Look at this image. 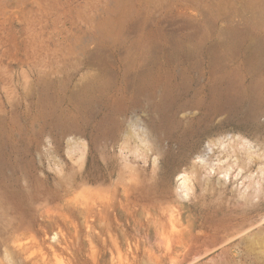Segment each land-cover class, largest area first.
Listing matches in <instances>:
<instances>
[{
    "label": "rangeland",
    "instance_id": "obj_1",
    "mask_svg": "<svg viewBox=\"0 0 264 264\" xmlns=\"http://www.w3.org/2000/svg\"><path fill=\"white\" fill-rule=\"evenodd\" d=\"M234 134L264 151V0H0V264L21 262L19 241L66 259L85 177L179 204L181 227L207 231L183 264H264V243L241 232L264 195L245 199L240 180L219 188L214 174L181 198L172 172Z\"/></svg>",
    "mask_w": 264,
    "mask_h": 264
},
{
    "label": "bare ground",
    "instance_id": "obj_2",
    "mask_svg": "<svg viewBox=\"0 0 264 264\" xmlns=\"http://www.w3.org/2000/svg\"><path fill=\"white\" fill-rule=\"evenodd\" d=\"M149 133V130L142 128L140 139L144 145H148L146 138ZM255 146L253 141L240 134L210 138L206 147L195 154L190 165L180 164L172 169L173 174L177 175L178 195L189 198L199 186L206 189L213 182L211 177L214 174L221 175L219 188L226 187L232 179L240 180L237 195L245 199L264 195V151L260 147L255 149ZM85 153L83 144L79 155L81 167L87 164ZM160 155V152L153 153V165H159ZM122 180L114 181L110 186L95 177L81 179L74 191L77 193L75 201L84 210V221L80 224L72 219L74 235L62 246L69 252L66 259H63L61 252L56 253L54 246L48 250L41 249L39 255H34L26 251L25 242L19 241L14 244V248L21 251L19 264H75L78 255L84 256L82 264H100L101 255L107 249L110 252V264H149V260L158 264L165 259L170 264H183L198 259V255H194L188 260V249L206 235L205 228L194 230L190 225L181 227L183 211L179 204L165 199L142 204L133 197ZM242 202L245 204L247 201ZM119 212L126 214V220L119 218ZM140 212L144 215L143 219L137 218ZM257 215V220L250 222L241 232L246 233L248 240L264 243V229L251 231L264 222V209L259 210ZM116 226L122 229V236ZM151 230L154 231V237L151 236ZM57 236L56 231L53 239ZM85 245L88 247L86 251ZM11 262L9 260L1 264Z\"/></svg>",
    "mask_w": 264,
    "mask_h": 264
}]
</instances>
